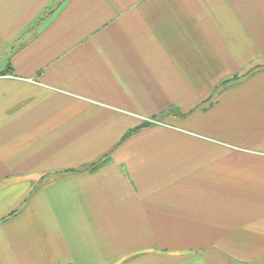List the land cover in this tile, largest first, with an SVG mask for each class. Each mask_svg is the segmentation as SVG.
Returning <instances> with one entry per match:
<instances>
[{
  "label": "crops",
  "instance_id": "crops-1",
  "mask_svg": "<svg viewBox=\"0 0 264 264\" xmlns=\"http://www.w3.org/2000/svg\"><path fill=\"white\" fill-rule=\"evenodd\" d=\"M0 264H264V0H0Z\"/></svg>",
  "mask_w": 264,
  "mask_h": 264
},
{
  "label": "trees",
  "instance_id": "trees-1",
  "mask_svg": "<svg viewBox=\"0 0 264 264\" xmlns=\"http://www.w3.org/2000/svg\"><path fill=\"white\" fill-rule=\"evenodd\" d=\"M10 72V71H9ZM234 80V79H233ZM227 83V81L226 82H224L223 84H226Z\"/></svg>",
  "mask_w": 264,
  "mask_h": 264
}]
</instances>
